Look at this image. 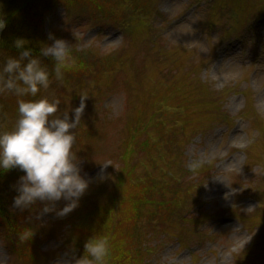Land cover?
I'll list each match as a JSON object with an SVG mask.
<instances>
[{"label": "rangeland", "instance_id": "374dc122", "mask_svg": "<svg viewBox=\"0 0 264 264\" xmlns=\"http://www.w3.org/2000/svg\"><path fill=\"white\" fill-rule=\"evenodd\" d=\"M63 1L41 26L70 45L76 64L33 99H58V114L72 117L80 95L89 97L73 130L89 189L63 218L38 219L40 202L28 212L13 208L12 231L0 221V264H77L83 233L99 229L98 208L115 196L102 226L131 217L110 210L131 208L118 203L116 184L141 122L133 185L151 172L173 203L170 212L167 203L153 206L120 226L146 241L141 264H264V0H111L110 8L78 0L69 11ZM1 6L4 19L21 7ZM17 37L15 29L4 45ZM17 101L6 93L0 132L15 127ZM157 198L152 189V203ZM25 229L33 236L21 241ZM125 249L137 264L129 240Z\"/></svg>", "mask_w": 264, "mask_h": 264}, {"label": "clouds", "instance_id": "9594fccd", "mask_svg": "<svg viewBox=\"0 0 264 264\" xmlns=\"http://www.w3.org/2000/svg\"><path fill=\"white\" fill-rule=\"evenodd\" d=\"M0 16V32L6 28ZM53 43L44 45L39 55L34 56L26 49L27 41L17 39L18 57L8 56L0 63V94L17 97H35L41 88L50 84L49 67L41 60L51 57L55 61L53 71L58 80H63L65 71L71 70L76 61L71 56L70 45L51 34ZM80 106L62 115L60 101L41 98L36 100L18 99V119L10 131L0 132V173L18 168L24 172L14 186L18 193L13 199V208L24 211L40 202L43 204L38 219L54 213L58 218L71 214L79 207L81 198L89 189V181L81 175L77 152L76 130L85 111L86 94L80 95ZM195 167V166H193ZM64 201L62 208L57 202ZM33 236L30 229L19 235L21 241ZM88 258H81L77 264H105L109 255V241L106 237H91L84 245Z\"/></svg>", "mask_w": 264, "mask_h": 264}, {"label": "trees", "instance_id": "16d2710c", "mask_svg": "<svg viewBox=\"0 0 264 264\" xmlns=\"http://www.w3.org/2000/svg\"><path fill=\"white\" fill-rule=\"evenodd\" d=\"M92 1V0H85ZM80 1L78 0H70L68 1V6L64 4V7L66 11H69L74 5L79 4ZM94 4L101 8V5H106L108 8H110V5L108 6L110 1L107 0H93ZM1 3L4 5V7L11 8L14 5H21V7L17 10L16 15H10L7 14L5 18L6 22V28L4 29L2 33V40L0 39V63H2L8 56L18 57L21 50H18L15 48V46L9 47V45H4V37L8 39L10 32H13L15 29H18V37L17 39H24L28 43L26 45V49H31L33 52V55H39L41 48L44 45H51L53 43V40L49 39L48 33L45 32L44 28H42V19L44 14L49 10L53 9V6L59 5L61 3H64L63 0H0V12L5 13V9L1 6ZM17 3V4H15ZM88 6L93 7L92 5ZM0 13V16H3V14ZM56 39H58L56 36H54ZM16 39V40H17ZM62 39V37H61ZM42 62L46 64L49 67V72L51 73L50 77L54 74L53 63L55 62L51 57H40ZM67 73V72H64ZM39 93V92H38ZM37 93V94H38ZM14 97L18 99H22L21 97H17L14 95ZM29 96L23 97L24 100H28ZM6 98V94H0V109L3 108L2 104ZM30 100H34L32 96H30ZM11 103V102H9ZM14 110V116L15 113L18 115V104L17 102H13L11 104ZM15 120V118H14ZM158 123L162 124L160 121ZM147 130V125L143 124L142 122L139 124V131L138 129L135 132V134L132 136L133 140V149H128L123 157L122 161L120 162V169H119V178L117 180L116 189L118 192V196L120 195V198L118 200V203H123L124 201H127V208L131 207L130 210L125 209L124 205L121 207H116L114 205V208H111V212L117 213L118 215L127 216L128 213H130L131 217L127 219L121 220L119 225H116L115 227H108V226H102L104 225L102 223V217L103 215L110 214L109 207L113 204V200L115 199V196L110 195L113 197L111 199V202L107 205H102V208H98V212L96 215V218L99 220H96V223L99 225V236H96L95 233L98 231H94L93 233L90 232H84L83 235H85V240L81 242L85 245V243L91 238V237H106L109 241V255L105 258V264H129V262L132 264L134 260H132L131 256L132 253L126 250L127 242L130 241L132 248L134 250L135 260L137 264H141L140 258L142 256V253H147L145 249H143V246L146 241H144L143 238H140V235L138 231L134 232H122V225L128 223L130 220H132V216L136 215V213H140L141 211L145 209H150L153 206H156V209H160L164 204L167 203V206L169 208V212L171 211V206L173 205L172 199L168 196L171 194V192L167 193L165 192L164 185L161 183L158 184H152V173L148 172V177L141 180V185L137 184L134 181V177L138 172V169H141V163L136 164L135 163V153H136V145L135 141L137 137H140L145 131ZM169 133L165 132L163 139L166 143L170 142L169 137H171ZM140 148V144H139ZM11 172L8 173H0V221H4L8 227V230L12 231V228L10 226V220L12 217L15 216L17 211L13 210V193H14V186L17 184L19 178L23 175H25L24 172L20 171L18 168L10 170ZM175 182L178 183V178L174 179ZM140 185V189H139ZM134 189H139V191H135ZM153 189V192L155 190L158 192V198L154 203H152L150 199V193ZM116 208V209H115ZM25 212H28V209L24 210ZM105 215V216H106ZM156 215V212L153 214V216ZM119 227V230L115 232V229ZM84 231V229H83ZM127 234V235H126ZM82 239V237H81ZM84 245L82 247V255L80 257L82 258H88L87 254L85 253ZM124 251V259L120 261L121 252ZM79 252V251H78Z\"/></svg>", "mask_w": 264, "mask_h": 264}]
</instances>
